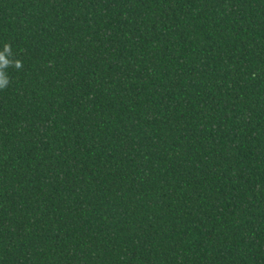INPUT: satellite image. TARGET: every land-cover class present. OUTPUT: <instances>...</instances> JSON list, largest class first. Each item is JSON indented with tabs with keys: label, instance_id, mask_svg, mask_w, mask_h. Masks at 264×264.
Returning a JSON list of instances; mask_svg holds the SVG:
<instances>
[{
	"label": "trees",
	"instance_id": "16d2710c",
	"mask_svg": "<svg viewBox=\"0 0 264 264\" xmlns=\"http://www.w3.org/2000/svg\"><path fill=\"white\" fill-rule=\"evenodd\" d=\"M0 264H264V0H0Z\"/></svg>",
	"mask_w": 264,
	"mask_h": 264
}]
</instances>
